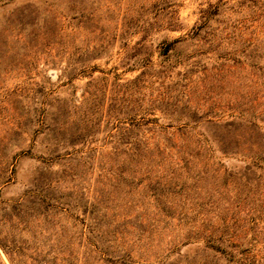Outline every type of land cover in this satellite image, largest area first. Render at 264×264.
<instances>
[{
    "label": "rangeland",
    "instance_id": "rangeland-1",
    "mask_svg": "<svg viewBox=\"0 0 264 264\" xmlns=\"http://www.w3.org/2000/svg\"><path fill=\"white\" fill-rule=\"evenodd\" d=\"M0 240L264 264V0H0Z\"/></svg>",
    "mask_w": 264,
    "mask_h": 264
},
{
    "label": "trees",
    "instance_id": "trees-1",
    "mask_svg": "<svg viewBox=\"0 0 264 264\" xmlns=\"http://www.w3.org/2000/svg\"><path fill=\"white\" fill-rule=\"evenodd\" d=\"M167 50H168V49H167ZM167 50H166V51H167ZM208 243H209L210 247L213 248L214 250H216V251H218V252H221V253H225V250L222 249L221 245L215 243V242L212 241V240H209ZM0 244H1V246L3 247V249L7 252V251H8V250H7L8 247L3 243L2 240H0ZM7 253H8V252H7ZM249 263H250V264H253L254 261H253V260H250Z\"/></svg>",
    "mask_w": 264,
    "mask_h": 264
}]
</instances>
